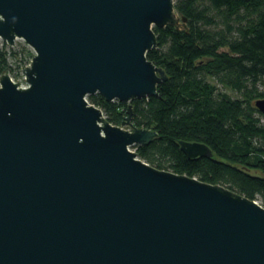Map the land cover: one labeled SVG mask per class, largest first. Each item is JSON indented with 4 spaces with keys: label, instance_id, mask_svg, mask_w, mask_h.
<instances>
[{
    "label": "water",
    "instance_id": "1",
    "mask_svg": "<svg viewBox=\"0 0 264 264\" xmlns=\"http://www.w3.org/2000/svg\"><path fill=\"white\" fill-rule=\"evenodd\" d=\"M185 21L173 0H0V39L33 51L26 86L0 76V264H264L258 201L131 150L158 136L131 122L167 79L153 27ZM93 94L127 104L119 125Z\"/></svg>",
    "mask_w": 264,
    "mask_h": 264
},
{
    "label": "trees",
    "instance_id": "2",
    "mask_svg": "<svg viewBox=\"0 0 264 264\" xmlns=\"http://www.w3.org/2000/svg\"><path fill=\"white\" fill-rule=\"evenodd\" d=\"M173 1L184 26H154L158 44L147 52L167 79L157 96L131 101L132 124L158 136L132 147L157 169L223 185L264 207V114L254 105L264 98V0ZM19 53L11 51L21 68L33 51ZM10 69L0 49V76ZM87 100L111 124L126 115L127 104L100 94ZM179 140L202 142L213 155L189 159Z\"/></svg>",
    "mask_w": 264,
    "mask_h": 264
},
{
    "label": "rangeland",
    "instance_id": "3",
    "mask_svg": "<svg viewBox=\"0 0 264 264\" xmlns=\"http://www.w3.org/2000/svg\"><path fill=\"white\" fill-rule=\"evenodd\" d=\"M181 27V26H179ZM23 48H29L31 49L22 39H16L13 46L8 45L5 41L0 39V49H3L7 52V61L10 66V70H8L7 74L12 78L14 82H17L19 85H26L24 81V76L22 74V68H19V60L15 61L14 58L11 55V51H16L19 57H21L23 54L21 53V50ZM32 50V49H31ZM226 92L230 94L231 96H236V94L229 89H226ZM131 150H134L133 147H131Z\"/></svg>",
    "mask_w": 264,
    "mask_h": 264
},
{
    "label": "built area",
    "instance_id": "4",
    "mask_svg": "<svg viewBox=\"0 0 264 264\" xmlns=\"http://www.w3.org/2000/svg\"><path fill=\"white\" fill-rule=\"evenodd\" d=\"M28 65V64H27ZM26 66V65H25ZM12 79V78H11ZM20 86H22V87H24V86H26V85H20Z\"/></svg>",
    "mask_w": 264,
    "mask_h": 264
}]
</instances>
